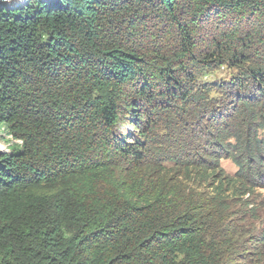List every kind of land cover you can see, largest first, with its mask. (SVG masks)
I'll return each instance as SVG.
<instances>
[{
  "label": "trees",
  "instance_id": "1",
  "mask_svg": "<svg viewBox=\"0 0 264 264\" xmlns=\"http://www.w3.org/2000/svg\"><path fill=\"white\" fill-rule=\"evenodd\" d=\"M263 27L264 0H0V124L22 140L0 150V264H234L220 161L264 178L244 123L264 113ZM222 61L248 90L234 116L197 82Z\"/></svg>",
  "mask_w": 264,
  "mask_h": 264
},
{
  "label": "rangeland",
  "instance_id": "2",
  "mask_svg": "<svg viewBox=\"0 0 264 264\" xmlns=\"http://www.w3.org/2000/svg\"><path fill=\"white\" fill-rule=\"evenodd\" d=\"M17 1V0H15ZM25 1V0H22ZM232 19V18H231ZM230 19V20H231ZM186 19H183L185 21ZM221 23L225 28L231 25L229 22ZM159 22L156 18L152 19L154 27L155 24ZM160 25V22H159ZM243 26L250 27L249 22L243 23ZM263 31L259 33L260 36L264 37V27ZM174 38L170 33L166 34V40H163L167 46L174 45ZM165 39V38H164ZM166 48L165 50H168ZM253 60H256L257 57L253 55ZM247 65H243L245 68ZM241 67V66H240ZM234 63L222 61V65H217L215 67H209L208 69L203 70L198 76V83L208 82L214 85V91L209 97L210 102L203 103V106L213 107L214 112L218 113L219 116L225 115L228 116L233 114L240 106L239 94L248 92L247 87L241 86V68ZM253 88H257L255 85ZM252 90V89H251ZM253 100L252 93L250 95ZM143 102V100H138ZM122 106H127L123 104ZM124 107V115L121 117L117 123V128L123 132L127 128H130V111ZM258 112V111H257ZM262 110L258 113H254L253 117L250 111L247 113L244 123H248L251 126V132L253 138L264 139V113ZM213 117H208V120L203 121L204 128H208L213 125ZM160 128L166 130V125L162 124ZM125 132V131H124ZM161 132V131H159ZM21 145L18 139L13 138L9 133L4 124H0V150L5 152H10L17 145ZM221 167L224 170L225 179L227 188L226 197H228V202L230 204V213L228 220L231 224L237 227V237L243 239V243L240 245V248L237 247V252L239 254H245L246 252H257L258 249L254 247V242L258 238L264 237V178L256 177V180H253L249 185L247 178L240 174L238 165L234 162L232 158H223L221 159ZM189 172L187 169V184L195 191L194 194H202L211 190V186L208 183H200V180L196 176V173ZM192 179L189 180V177ZM192 180V181H191ZM256 185V186H254ZM252 242V243H251ZM250 244V245H249ZM264 256V247L262 248V253ZM239 256L234 261V264H243L242 257ZM244 256V255H243ZM264 264V257L261 263L257 261L250 262L249 264Z\"/></svg>",
  "mask_w": 264,
  "mask_h": 264
},
{
  "label": "bare ground",
  "instance_id": "3",
  "mask_svg": "<svg viewBox=\"0 0 264 264\" xmlns=\"http://www.w3.org/2000/svg\"><path fill=\"white\" fill-rule=\"evenodd\" d=\"M13 137V136H12ZM18 141H20L21 145H22V140L18 139Z\"/></svg>",
  "mask_w": 264,
  "mask_h": 264
},
{
  "label": "water",
  "instance_id": "4",
  "mask_svg": "<svg viewBox=\"0 0 264 264\" xmlns=\"http://www.w3.org/2000/svg\"><path fill=\"white\" fill-rule=\"evenodd\" d=\"M2 151V150H1Z\"/></svg>",
  "mask_w": 264,
  "mask_h": 264
}]
</instances>
